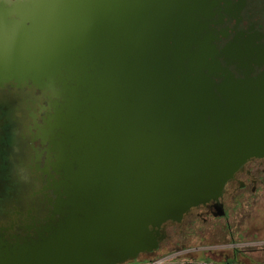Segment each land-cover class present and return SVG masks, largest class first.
<instances>
[{
  "label": "water",
  "instance_id": "obj_1",
  "mask_svg": "<svg viewBox=\"0 0 264 264\" xmlns=\"http://www.w3.org/2000/svg\"><path fill=\"white\" fill-rule=\"evenodd\" d=\"M25 1L0 0V92L12 77L73 68L108 30L138 22L147 34L123 72H108L129 100L106 102L112 121L86 140L73 183L38 170L24 194L31 223L0 243V264H123L194 207L225 215L226 184L264 158V0Z\"/></svg>",
  "mask_w": 264,
  "mask_h": 264
},
{
  "label": "flooded vegetation",
  "instance_id": "obj_2",
  "mask_svg": "<svg viewBox=\"0 0 264 264\" xmlns=\"http://www.w3.org/2000/svg\"><path fill=\"white\" fill-rule=\"evenodd\" d=\"M36 1L46 0H26L22 7L31 6ZM126 28L129 29L121 26L114 34L108 30L100 41L102 47L84 57L81 63H74L73 68L48 76L26 74L12 77L5 83L0 92V243L15 242L12 236L21 235L31 223L28 215L33 203L25 199L24 194L38 183V170L41 172L47 168L55 178L62 177L64 182L73 183L70 177L91 157L92 145L86 140H94V135L99 137L102 132L106 133V125L112 121L111 117L101 118L108 113L106 102L111 100V106L118 107L119 103L129 100L130 92L121 82L116 83L108 72L111 67L116 68L117 75L123 72L125 66L134 61L140 50L138 47L146 44L144 36L147 33L138 22ZM262 186L264 158H255L226 184L220 198L225 215H217L216 202L194 207L182 222L165 225L167 235L163 241L172 233L180 236L179 230L186 225L192 230L227 218L231 200L244 190L254 193ZM31 214L37 215L35 212ZM230 236L235 238L233 230ZM207 252L206 249L199 250L202 257ZM241 259L235 251L232 256L226 255L221 264H233Z\"/></svg>",
  "mask_w": 264,
  "mask_h": 264
},
{
  "label": "rangeland",
  "instance_id": "obj_3",
  "mask_svg": "<svg viewBox=\"0 0 264 264\" xmlns=\"http://www.w3.org/2000/svg\"><path fill=\"white\" fill-rule=\"evenodd\" d=\"M228 211L227 218L207 227L191 230L186 225L179 230L180 236L172 233L159 249L123 264H221L226 255L232 256L235 251L242 262L233 264H248L249 261L264 264V186L254 193L250 190L240 192L228 203ZM232 230L234 239L230 236ZM201 249L208 251L205 254L208 258L201 256Z\"/></svg>",
  "mask_w": 264,
  "mask_h": 264
}]
</instances>
